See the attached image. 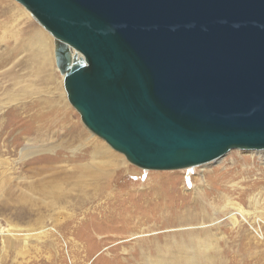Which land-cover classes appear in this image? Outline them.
Masks as SVG:
<instances>
[{
  "label": "water",
  "instance_id": "obj_1",
  "mask_svg": "<svg viewBox=\"0 0 264 264\" xmlns=\"http://www.w3.org/2000/svg\"><path fill=\"white\" fill-rule=\"evenodd\" d=\"M17 1L56 38L83 123L132 164L264 149V0Z\"/></svg>",
  "mask_w": 264,
  "mask_h": 264
},
{
  "label": "rangeland",
  "instance_id": "obj_2",
  "mask_svg": "<svg viewBox=\"0 0 264 264\" xmlns=\"http://www.w3.org/2000/svg\"><path fill=\"white\" fill-rule=\"evenodd\" d=\"M0 14V20L7 25L0 28L5 39L0 44L4 55L9 48L21 45L26 32L34 28L46 34L51 54L46 73L40 65L29 61L26 51L15 57L17 71L27 80L24 82H32V88H39L41 93L23 95V92L17 103L9 100L10 77H5L0 86V264H148L141 257L142 252L148 257L156 256L153 252L156 240L161 244L167 241L187 244L179 235L176 239L171 237L188 227L195 233L192 237L206 240L199 264H264V149H233L214 162L193 168L153 170L132 164L93 134L68 100L64 76L55 62L53 37L17 0H0ZM9 15L16 16L18 22L11 21ZM47 73L54 74L64 91L63 97H59L52 84L51 102L45 100L49 93L40 84V77ZM6 102L13 105L7 106ZM31 115L38 116L36 123L51 130L48 135L28 130ZM13 137H20L18 145L9 144ZM79 138L90 143L73 152L72 148L82 142ZM29 140L33 144L46 141L54 147L53 151L33 157L60 154L64 159L59 165L75 175L51 182L66 202L53 207L52 198L43 200L39 188L29 186L30 178L38 186L43 175L51 179L53 172L58 171L34 173L29 171L30 165L19 161V151ZM94 145L106 150L109 164L94 158ZM17 196H25L21 197L24 202H12ZM183 200L187 204L181 207ZM4 201L9 204L5 205ZM23 210L34 216L16 215ZM110 210L117 211L116 216L122 219L106 217L104 212ZM131 213L133 219L127 220ZM190 214L192 220L173 221L176 215ZM13 227L50 229L32 238L28 246L22 241L15 246L11 243L13 237L4 232ZM159 232L163 237L156 238Z\"/></svg>",
  "mask_w": 264,
  "mask_h": 264
},
{
  "label": "bare ground",
  "instance_id": "obj_3",
  "mask_svg": "<svg viewBox=\"0 0 264 264\" xmlns=\"http://www.w3.org/2000/svg\"><path fill=\"white\" fill-rule=\"evenodd\" d=\"M28 11L32 15V17L35 19V17L31 13V11L30 10H28ZM13 15L12 16L9 15L11 17L10 18L11 21H13L15 23L18 22L19 19H17V17L16 16H13ZM3 26H5V28H6L7 25L6 24L4 25L2 23V20H0V28H3ZM42 27L53 37V40H54V50H55L56 38L44 26H42ZM42 32L40 30H36L35 28L34 29H30V30H28L26 32L27 34H26L25 39L22 41V44L21 45H18V46H15V47H12V48H9L8 51H7V55H4L3 54V51L0 50V81H1L0 86L3 85V82H4L3 79L5 77H10L11 84H12V89L11 90L9 89L10 90L9 92L7 91L8 92V95H9V100L10 101H17V103H18L20 101V94H22L23 92H24L23 95H31V94H34V93L35 94L41 93V92H39V88H37V89L36 88H32L33 85H34L32 82H31V84L29 82H24V81H27V80L24 78V75L23 74H19V72L17 71L18 69L16 68V65H15V62H16L15 57L20 52L26 51L27 54H28L29 61L31 60V62H33L34 64L36 63V64L40 65L41 69L44 70V72L46 73L47 72L46 67L48 66V64L50 62V55L51 54H50V49H48V39H47V36H46V34H44V31H42ZM12 36L14 37V34H12ZM4 40H5L4 37H2V35L0 34V44ZM48 70H49V68H48ZM40 81H41L40 84L41 85L44 84V87L46 88L44 91H47L49 93V96L45 99L46 101H48V102L49 101L50 102L52 101V99H51V97H53V94H51L52 91H53V88L51 86L52 84H55V87L56 88H54V90L55 91L57 90L58 96L61 97V98L63 97L64 91H63V88L61 87L62 83L60 84V83L57 82V80H56V78H55V76H54L53 73H49V74L47 73L46 75L43 74L40 77ZM65 91H66V89H65ZM66 93H67V91H66ZM67 97H68V94H67ZM3 105H5V104H3ZM6 105H7V102H6ZM8 105H10V104H8ZM12 105H10V106H12ZM0 109H1V107H0ZM37 118H38V116L35 117V118H33V115H31V123H30L31 126L29 127L28 130L29 131H32V132H36L38 134H41L42 136L48 135L51 130L49 131L48 129H45L46 128V125L45 124H39L38 122L36 123ZM71 128H73V126H71ZM72 131H75V130L72 129ZM93 134H95V133H93ZM95 135H97V134H95ZM77 136L79 137L80 135H77ZM21 139H23V138H21ZM18 140L20 141V137L14 138L13 140H11V143H9V144L10 145H13V146H15L16 144L18 145V142H19ZM79 140L82 141V142L79 144V147L76 146V147H73L72 148V151L73 152H76V150H79L84 145L90 143L87 140H84V141H83V139L81 140V138H79ZM104 141L108 144V142L106 140H104ZM109 147L112 148L110 145H109ZM53 150H54L53 145L50 144V143H47L46 141L45 142L44 141H39L38 144H36V143L33 144L29 140L27 142V145H25L24 147H22L20 149V151H19V153H20L19 161L23 162V164L25 166H29L30 165L29 171L34 172V173L37 172V170H39V172H41V173L42 172L47 173V171H49V170H54V169L57 170L58 169V171L53 172L54 175L52 176L51 179H49V176L48 175H43L40 178L41 181H40V183H38V186L34 185L35 182L31 178L29 179V186L32 187V188H36V187L39 188V190L41 191V196H42L43 200H46L48 198H52L53 201L51 203V206L55 207L57 205V203H64V202H66V200L64 198H62L61 196H58V194L56 193V191L58 189H55V186H52L51 185V182H60L63 179L62 177H69V178H71V177H73L75 175L72 172L66 171V169L62 167L63 165H59V163L61 161H63V159H64L60 154H57L55 156L52 155L53 157L52 156L51 157H35L36 156L35 154H40V153H43V152L53 151ZM104 150H105L104 148L101 149L97 145H94L93 146V149H92L93 156L96 159H100L99 162H101V163L104 162L106 164H109V163H107V161L105 159L106 158V153H105L106 150L105 151ZM33 155H35V156L33 157ZM222 157H220V158H222ZM26 158H28L27 161H25ZM19 161L16 160L15 161V164H18ZM36 163H41V165L40 166H34V164H36ZM21 178L24 179L25 177L23 176ZM155 194H159V191H155ZM11 195L13 196L14 194H12V192H11ZM34 196L35 195L32 194V197L33 198H34ZM21 197L24 198L25 196H17L15 198H12L11 200H12V202H19L20 200L23 201V199ZM186 200H187V203H188L189 201H188L187 198H186ZM82 201L84 202V200H80V202H82ZM151 202H153V201H151ZM185 202L186 201L183 200L179 205L181 207L182 206H185L187 204ZM3 203L5 205H8L9 204L8 201H4ZM164 203H166V202H164ZM156 206L159 207V208L162 207L160 203L159 204L156 203ZM144 210H141V213H143V212L145 213ZM166 210H168V209L165 208V211ZM116 213H117V211L110 210V211H107L106 213L104 212V215H106V217H110L111 216L112 219L117 220V221L118 220H121L122 218L117 217L116 216ZM240 213H243V212L240 210ZM35 214H38V212L35 213ZM16 215L19 216V217H21V218H30V217H33L34 216L33 213H31L30 211H27V210H23V213L19 212ZM234 215H232V217L235 220L236 217H234ZM128 217L129 218H127V220L133 219L132 213L130 215H128ZM183 219H187L185 221L192 220V215L190 214L188 217H184L182 215L180 217L179 215H176L175 217H173V221L174 222H183L184 221ZM37 220H40V219L38 218ZM131 221H133V220H131ZM49 229L50 228H42V227H40V228H38V230L37 229L36 230H31V229L23 230V229H19V228L13 227V228H10V229H8V230H6L4 232H7L6 235H10L11 237H13L14 242H11L13 245L17 246L18 243H20V241H22L24 245L28 246L31 243L30 241L32 240V238H34V237L36 238V236L38 237L40 234H44V233L46 234ZM156 234H157L156 238L163 237L160 234V232L159 233H156ZM172 235H173V237H171V238H174V239H176L178 237L177 235H179V237L182 238V239H184L187 244H180V243L173 242V241H172L173 243H170L169 241H167L166 243L161 244V242L159 240H156V241H154V242H156L155 245H154V248L152 247L153 248V252L156 254V256H154V257H148V256H145L143 254V252H142V254H141L142 255L141 256L142 259L145 258V261L148 264H199V260L201 261L203 259V257H204V253H205L204 252V247H206V245H205V241L206 240L203 239V238H201V239L199 238L198 239L196 237H192V236L195 235V233H192V227H190V228L188 227L184 231H181L180 233H177V234L173 233ZM25 253H27V252H25Z\"/></svg>",
  "mask_w": 264,
  "mask_h": 264
}]
</instances>
